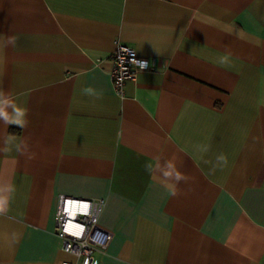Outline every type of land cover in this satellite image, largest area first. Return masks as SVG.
<instances>
[{
    "label": "crops",
    "instance_id": "0c3cea01",
    "mask_svg": "<svg viewBox=\"0 0 264 264\" xmlns=\"http://www.w3.org/2000/svg\"><path fill=\"white\" fill-rule=\"evenodd\" d=\"M116 43L150 62L121 93ZM0 89V264H79L60 194L105 199L99 264H264V0H0Z\"/></svg>",
    "mask_w": 264,
    "mask_h": 264
},
{
    "label": "built area",
    "instance_id": "2783aa9c",
    "mask_svg": "<svg viewBox=\"0 0 264 264\" xmlns=\"http://www.w3.org/2000/svg\"><path fill=\"white\" fill-rule=\"evenodd\" d=\"M111 58V80L118 93L122 92L124 82L134 78L139 69L150 66L148 59L139 57L134 48L121 43H116ZM104 206V198L58 196L55 233L61 240L62 249L75 255L79 264H99L97 252L108 235L98 226ZM62 264L76 263L64 261Z\"/></svg>",
    "mask_w": 264,
    "mask_h": 264
},
{
    "label": "clouds",
    "instance_id": "9594fccd",
    "mask_svg": "<svg viewBox=\"0 0 264 264\" xmlns=\"http://www.w3.org/2000/svg\"><path fill=\"white\" fill-rule=\"evenodd\" d=\"M226 59L227 57H222L220 62L224 63ZM26 116L27 109L19 106L11 94L0 89V122H3L6 126L16 125L23 128L27 123ZM13 148L16 152L24 154L26 145H24L23 142L16 143L12 139H6L4 141V148L0 150L7 152L13 150ZM200 150L202 152H207L208 147L202 146ZM227 164L228 160L226 155L221 153L216 156V163L213 166V171H215L217 167L223 168L227 166ZM147 167L149 171H151L152 165H148ZM157 167H161L159 163H157ZM161 171L164 178L174 179L177 183L186 179V177H184L180 172L176 171L172 161H166L164 166L161 168ZM14 190V186L11 184H0V214L6 211L11 199V194Z\"/></svg>",
    "mask_w": 264,
    "mask_h": 264
}]
</instances>
